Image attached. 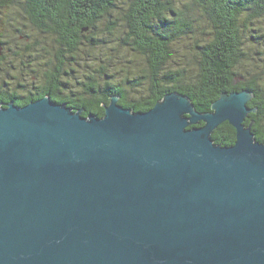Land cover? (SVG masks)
<instances>
[{"label":"water","instance_id":"95a60500","mask_svg":"<svg viewBox=\"0 0 264 264\" xmlns=\"http://www.w3.org/2000/svg\"><path fill=\"white\" fill-rule=\"evenodd\" d=\"M252 97L202 113L175 91L143 112L113 95L102 117L49 94L0 104V264H264ZM225 121L235 140L215 144Z\"/></svg>","mask_w":264,"mask_h":264},{"label":"trees","instance_id":"16d2710c","mask_svg":"<svg viewBox=\"0 0 264 264\" xmlns=\"http://www.w3.org/2000/svg\"><path fill=\"white\" fill-rule=\"evenodd\" d=\"M0 27L13 38L0 32L2 105L49 94L83 116L102 117L113 95L143 112L175 91L203 113L221 92L248 89L256 111L244 123L264 141V87L254 72L264 59V0H0ZM83 46L97 53L80 76L74 65ZM23 70L44 84H24ZM211 138L231 145L235 130L225 121Z\"/></svg>","mask_w":264,"mask_h":264},{"label":"rangeland","instance_id":"374dc122","mask_svg":"<svg viewBox=\"0 0 264 264\" xmlns=\"http://www.w3.org/2000/svg\"><path fill=\"white\" fill-rule=\"evenodd\" d=\"M9 28H2L0 27V32L3 31L4 33H6V37L9 38L10 41H13V38H11L12 36L10 35L9 33V30H7ZM39 41H42V43L40 44H44V45H47L49 46L51 43L49 41H46L45 39H42V37H40L38 39ZM45 41V42H44ZM38 48H40V46H38ZM95 51L93 50V48H90V47H86V46H83L80 48V50L78 51V54L76 55V58H77V61H79V63L77 65H74V68H76V73H78V75L82 76V72L84 73L85 70H86V67L87 66H90V63L93 62V56H96V53H94ZM119 53H122L120 52L119 50ZM7 56V60H8V57L9 55H6ZM123 58H127L130 57V55L127 53L126 56H122ZM138 61V64L139 61H141L140 59L137 60ZM0 64H1V61H0ZM257 64H259V68L257 67L255 69V76L257 77V79L260 81V83L262 84V86L264 87V59L263 61H258ZM3 66L4 64H1L0 65V72H2V69H3ZM90 67H93V66H90ZM34 68V67H33ZM36 71H38V69L34 68ZM49 69L45 67H42V70L41 71H48ZM80 72H79V71ZM40 71V72H41ZM30 71L29 70H23L21 71V78L23 80H25V82H23L24 84L26 85H39V84H44V77L40 76V77H34L30 75ZM16 77L19 78V74L18 73H15ZM30 78V79H29ZM1 79H2V75H1ZM22 81V80H21ZM74 79H70V84H75L74 83ZM76 89L78 90L79 87L77 86Z\"/></svg>","mask_w":264,"mask_h":264}]
</instances>
